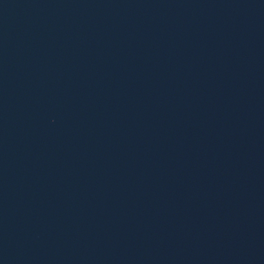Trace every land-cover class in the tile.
<instances>
[{"label":"water","instance_id":"95a60500","mask_svg":"<svg viewBox=\"0 0 264 264\" xmlns=\"http://www.w3.org/2000/svg\"><path fill=\"white\" fill-rule=\"evenodd\" d=\"M0 264H264V0H0Z\"/></svg>","mask_w":264,"mask_h":264}]
</instances>
